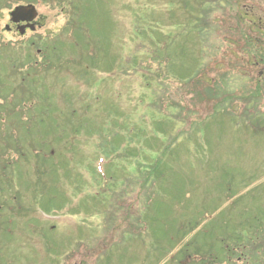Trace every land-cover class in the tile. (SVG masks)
I'll return each mask as SVG.
<instances>
[{
	"label": "rangeland",
	"instance_id": "1",
	"mask_svg": "<svg viewBox=\"0 0 264 264\" xmlns=\"http://www.w3.org/2000/svg\"><path fill=\"white\" fill-rule=\"evenodd\" d=\"M19 1L25 5L32 2L0 0V103L5 105L1 111L14 115L15 109L16 112L21 111V114L24 113L31 118L34 115L36 117L34 122L28 123L23 122L19 117L14 123L11 117L10 122L4 123L5 130L0 128V264H155L156 261L157 264H193L190 259L185 260L184 256L177 257L184 246L185 250L180 254L188 251L208 263L209 256L222 257L226 252V246L239 243L245 238V230L257 232L264 237V183H260L264 182V132H262L264 130L257 131L256 134H254L255 129L251 133H245L250 130L242 127L237 119L232 123L230 119L233 115L226 110L210 114L217 120L210 118L212 124L210 129H208L209 118L202 126L200 123H195L193 127L194 122L191 125L190 121L195 120L196 116L188 115L185 109L190 112L191 108L197 115H202L206 109L197 104L199 101L196 100L198 91L194 92L195 84L191 86V91L188 89L186 96L183 95L185 94L183 88L174 82V85H168L169 91L166 96L169 93V99L175 102L182 99L184 106L182 117L186 114L185 118H188V122L173 121L171 131H174V137L202 133L206 140L205 144L207 137L209 139V148L207 145L200 157V164L194 162L191 165L185 161L183 154L188 143L185 142L184 146L179 143L183 147L180 153L181 161H184L188 170L193 171L191 174L189 170L180 175L178 172L180 167L177 168L176 192L174 195L170 192L160 194L157 205H160L158 209L161 210V214L152 238L147 239V243L143 246L126 244L119 254L121 257L112 248L110 253L105 252L109 254L105 263V260L99 259L98 254L105 246L109 250L112 243L117 242L127 230H123L126 225L121 224L104 234V227L111 228L110 223H104L105 216L110 214L109 209L117 201L111 195H103L100 192L103 182L101 183V177L98 175L100 173L103 177L107 176L106 165L109 161L101 153L100 145H95L97 142L94 134L99 132V125L111 106H113L112 110L117 106L122 114H130L140 100L150 97L151 92L147 88L149 85L139 78L143 75L142 67L139 64L135 66L131 62L132 58L128 57V54L136 55L137 62L140 63L144 62L140 61L145 60L144 55H151V47L144 49L143 41L152 47L154 42L159 43L164 49L166 41L171 40L162 50V59L168 58V71L171 72V74L166 73L165 64L162 62L160 68L163 80L167 78L171 83L176 78L182 82L193 81V74L205 68L197 75L195 81L209 86L211 79L217 80L216 75L219 74L213 71L214 64L218 69L222 64H232L236 58L237 61H242L244 57V53H238L236 50L237 46L242 45L245 52L247 45L245 40H238L234 42L235 45L231 44L232 46L227 43V40L232 38L230 37L232 33L228 32V29L232 32L236 30L232 36L246 39V36H240L239 29L235 28L240 22L241 12L246 17L249 11L253 13L245 19L247 22L251 19L255 22L250 24V30L248 29L250 32L254 33L260 27L259 31L264 33L262 14L264 0H211L210 2L203 0L202 6L197 8V11H201L203 15L210 10L211 15L202 18L196 24H193L196 20L191 16H184V20L179 17L177 21L171 20L166 14L169 12L167 8L176 7L177 2L180 3L182 0H82L83 13L81 12L80 20L82 27L80 26L77 37H79L78 42L82 44L88 38L93 44L97 42L99 50L96 55L99 59L96 65L92 66L98 68L93 70L88 68L94 77L91 78L92 80L89 79L90 83L86 85L77 81L73 73H79L81 67L85 66L83 64L74 69H67L65 61L73 54L61 49L56 57L51 58L53 69L50 72H43L40 78L37 76L33 81L32 99L22 96V93L28 90L27 85L22 86V83L18 93H13L19 79L27 77L24 73L27 68L20 66L19 63L13 64L11 57L19 56L17 50L4 45L14 38L8 37L7 40L1 35V27L6 22L8 10ZM186 2L188 7L190 2L189 0ZM70 5L71 0L34 1L37 13L47 15L49 19L47 35L53 32L59 33L63 29L68 19L65 16L70 15L71 12ZM144 13L146 17L143 16ZM149 13H154V18L159 21L156 25L153 23L155 20L149 17ZM235 18H238V22L234 27ZM173 19L176 18L173 16ZM257 19L262 23L257 22ZM167 33H171L172 38L165 41L164 36ZM70 36L74 39L72 35ZM66 45L68 46L67 41ZM50 51L51 47L48 49V54ZM198 55L201 56L198 59L199 64H196L195 57L197 58ZM32 59H27V62ZM122 64L129 68L125 77L121 78ZM133 67H136V75L131 76ZM224 71L225 68L221 67L220 72ZM257 72L258 70H253L248 73L245 67L242 71L239 68L229 71L232 90L236 91L235 87L250 86ZM151 79L154 81L156 78L151 77ZM12 80L15 81L14 86ZM199 89L198 87L197 90ZM222 89L223 87L219 91ZM159 92L165 96V91L160 87ZM96 93L98 110L89 107L91 109L89 116H78L77 121L82 122L81 130L70 136L71 124L76 120L70 122L67 118L66 121L63 117L65 109L72 108L69 105L77 100L84 102L82 104L76 102L73 107L87 106V100L94 99ZM202 94L208 96L207 92ZM240 95L239 92L233 96ZM21 101L22 105L16 107ZM51 101L54 104L48 107ZM194 103L197 106L193 107ZM228 103H232L231 106L237 109L242 105L239 98L234 101L230 98ZM135 109L141 121L145 109L140 104ZM170 109L159 112L158 115L173 113L174 109ZM128 116L130 121L131 115ZM156 119L163 120L161 117ZM10 125L13 129L16 128L15 131ZM36 125H38L37 129ZM146 125L147 121H144L136 127L135 132L140 136L138 142L142 144L149 136L157 138L155 142L159 141L162 135L151 129L148 132L144 127ZM87 126L94 132L87 134ZM261 126H264V121ZM7 127L11 131L7 130ZM182 138L184 139L180 137L181 140ZM64 139L68 144L67 148ZM106 153L109 156L111 152L106 150ZM118 168L117 172L120 174L126 171L122 165ZM92 172L98 179H92L94 177ZM252 176L254 178H251ZM182 178H185L186 186ZM223 186L231 188L239 195H245L237 202L238 208L231 214L230 223L224 224L222 221L229 217L230 209L227 208L226 202H221L219 199L223 196L221 191ZM119 189L120 187L117 191ZM124 190L126 193L120 195L123 201H118L120 216L126 213L142 214V212L147 213V216L157 214V210L150 209L153 205L151 200L148 209L146 203L150 195L146 192L141 194L138 187L134 191L127 188ZM240 229L241 232L237 233L236 231ZM249 237L250 240H254L253 236L249 235ZM222 238L225 239V244H221ZM180 239L182 240L179 241ZM155 241L160 244L162 251H160L161 247L159 251L154 250ZM78 246L79 251L75 249ZM252 249L258 248L252 245ZM157 252L162 254L158 257ZM260 256L264 258V253ZM171 258H174L172 263ZM217 259H212L210 264Z\"/></svg>",
	"mask_w": 264,
	"mask_h": 264
},
{
	"label": "trees",
	"instance_id": "2",
	"mask_svg": "<svg viewBox=\"0 0 264 264\" xmlns=\"http://www.w3.org/2000/svg\"><path fill=\"white\" fill-rule=\"evenodd\" d=\"M81 1L82 0H71V5H70L71 17L70 15L65 16L68 19L63 29L59 33L57 32L52 33L53 37L51 36V39L49 40L50 43H52L51 46L52 51L50 58H52V56L56 57V55H58L61 49L68 50L74 56L72 55V57L68 58V60L65 61V65L67 69H71V68L74 69V67H79L84 64L85 67L82 66L83 68L81 67L79 73L75 72L73 74H75L77 81H80L86 85L90 83L89 79L94 77L90 73L88 68L90 67L92 70L98 68V66L94 67L92 65H96V63L98 62L99 58L96 55V52H98L99 49H97V42L93 44V41L90 38H88L83 44L78 42L79 37H77V35L78 32L80 31V26H81L80 20L83 13ZM189 2L190 5L187 7L188 3L186 2V0H182L180 3L178 1L177 2L178 5H176V7L171 9L167 8V11L169 12H167L166 14L169 13L170 19L177 21L179 17H182L183 18L182 20H184V16H191L192 19L196 20V22H194L193 24H196L202 18H207L206 13H203L202 15L201 11L199 12L197 11V8L202 6L201 3L203 2V0H189ZM172 6L173 4H171V7ZM175 8H177V10H174ZM175 13L176 15H174ZM153 14L154 13H149L148 15L152 20H155L153 23L154 25H156L159 21H157L154 18ZM143 16L146 17V14L144 13ZM173 16L176 19H173ZM70 35H72L74 39L71 38ZM164 37H165L164 38L165 41L169 40L172 38V34L167 33V35H165ZM80 40H82V38H80ZM66 41L68 43V46L67 45L65 46ZM170 42L171 40L166 41L164 45V49L166 48L167 44ZM153 44L154 45L152 47L150 44L143 41L144 49L151 47L150 50L152 51L151 55H144L145 60H140L144 62H140V63L137 62L138 57L136 55L128 54L129 49L127 52L128 57L132 58L131 62H133L135 66L139 64V66L142 67L143 75H141V77L139 78L145 81L147 85H149V87L147 88H149L151 92L149 95L150 97L146 98L145 100H140L137 103V105L140 104V106H142L145 109L143 119L140 121L138 112L135 109L137 105L134 107L133 112L130 114H125V113L122 114L123 112L119 110L117 106L115 109L112 110L111 107L113 106H111L110 107L111 112L110 109H108V113L105 114L104 118L101 121V124L99 125V129H98L99 132H94L88 129L89 125L86 128L88 129L87 134H91L92 132H94V134L96 135V142H97L95 145L98 144L100 145L101 153L104 154L107 157V160L109 161V163L106 165L107 176L103 177L100 175V173L99 175L97 174L99 177H101L100 178L101 183L103 182V187L100 192L103 195H111L118 202L123 200V198L120 195L126 193V190H124V188L133 189L132 191H134L138 187V189L141 191L140 192L141 194L143 192H146V194L150 195V198L146 203V205L148 204V209H149V201L151 200L153 202V205H151L150 209L151 210L153 209V211L157 210V214L154 213L151 214V216H147V213L145 214L144 212H142V214L126 213L120 216L119 213L120 207L118 205L111 206V208L109 209L110 214H108L106 218L109 221L108 223L112 224V226L111 228H108L106 232L107 233L111 232L114 226H118L121 224L126 225V228L123 230H127L123 232V235L119 238L117 242L112 243V246L109 247L110 248L109 250H106V252L110 253L111 249L114 248V252L117 255H119L122 252L121 249L122 247H126V244L131 243V246H136V247L139 244L140 246L141 245L143 246L145 243H147V239L150 240L152 238L153 232H155L154 231L155 226L158 222V217L161 214L160 213L161 210L158 209L160 205H157L158 204L157 199L161 197L160 194L162 192L165 194L170 192L172 195H174V193L176 192L175 189L177 185L175 182V177L177 176L176 169L180 167V169L178 170L180 175H182L185 172H188L189 170H190V174L192 173L193 170L191 169L188 170V168L185 167L186 164L184 163V161H181L182 158H180V153L182 152L183 147H181L179 143H182L183 146L185 142L188 143L187 149L184 148L183 154L185 156V161L191 165L194 162L200 164L201 163L200 157L203 155V152H205L206 146L208 145L209 148V143H208L209 139L207 137V144H205L206 140L202 136V133L199 135L197 134L198 136L194 134L189 136L180 135L174 137V131H171L173 126V121L182 120L188 122V118H185L186 114L184 117H182V109H184L183 100L180 99L175 102L169 99L168 97L169 93L166 96L167 91H169L168 85L169 84L174 85L175 82L177 85L183 88V91L185 92V94L183 95H186L188 89H190L191 91V86L195 84L194 92L198 91V94H200V95L197 94L196 97V100L199 101L197 104L200 105V107H204L206 110L202 115H197L196 113H194V111L191 108H190L191 113L187 112L188 110L185 109V112L188 115L196 116L195 120L190 121L191 125L194 122L193 127H195V123L196 124L200 123V125L202 126L203 124L207 123V120L209 118L208 129H210V127L212 126V124L210 123V118H214L216 120V118L212 117L210 114L214 112L215 113L222 112L225 110L228 112L231 111V109L229 108L232 105V103L224 102V100L220 99L219 94L217 95L216 98L211 97L213 93L212 89H208V85L206 83L200 84L197 81H195V78L198 77L197 75L200 72H202L205 68L198 70L197 72H195V74H193L194 75L193 81L188 80V82L187 81L182 82L179 79L176 80L177 79L176 78L175 80L172 81L173 83H171L168 82L169 79L167 78L163 80L160 64L164 62L166 67V73L171 74V72L168 71L169 61L168 58H166L165 60L162 59L161 55L163 54L162 50L164 49L160 47V44L159 43L156 44L155 42ZM229 44H233V42ZM246 44L247 45L245 47L244 57L242 58V61H238L240 62V64H236V63L230 64L229 65L230 69L233 71L235 68L243 69V67H245L248 69V73L252 72L253 70H258V72L259 71L262 72L263 76L260 77L257 72L256 75H254V79L251 80L250 82L253 89H250L246 93H242V92L240 93L242 94L239 97H241L242 99L243 115L247 114V111H250V113L253 112L257 114L256 110L261 105L262 102L261 99L264 98V35L260 34L259 32H256L255 36H252L250 34L249 36H246ZM248 49H250V51H248ZM241 54H243V52ZM236 59L234 60L237 61ZM85 63H89V64L85 65ZM32 68L35 70L34 66H32ZM120 68H121L120 77L121 78L125 77L129 67H126V65L122 64ZM135 71H136V67H133V70H131V76L136 75ZM151 77H154L156 79L152 81ZM222 79L227 80L226 74L222 76ZM94 84L95 83H93V85ZM159 87L161 88L162 91H165L166 97L162 94V92H159ZM198 87L200 88L199 90H197ZM27 88L29 87L27 86ZM97 90L98 89H96V91ZM205 92H207L208 94L207 97L204 96V94H202ZM90 100H87V102H89ZM97 100L98 99L96 98L95 102H97ZM77 101L71 102L72 105L69 106L72 108L68 109L67 112L63 115L66 121L67 118L70 122L76 120L75 123L71 124L72 131L70 132L71 134L70 136H73L74 133L81 130L82 122L81 121L78 122L77 120L79 119H77V117L78 116L82 117L84 115L89 116L90 115L89 112L94 106L93 104H87V106L83 108L79 106H74L75 107L74 108L73 104H75ZM82 102H77V103L82 104ZM180 102L183 108L180 107L181 106ZM208 104L210 105L209 111H208ZM195 106L197 105L196 104L193 105V107ZM170 108H173L174 111L176 112L173 111V113L169 115L164 113L158 115L159 112L161 113L162 111L165 110H171ZM94 109L98 110V106L95 105ZM128 115H131L130 121H128L129 119ZM136 117L138 118L135 120ZM156 117H161L163 120H158L156 119ZM144 121H147V125L144 127L148 130V132L151 129L162 135L159 141L157 140V142H155L157 138L153 136H149L148 138L143 140L142 144L138 142L140 136L137 134V132H135V130L138 124H142L144 123ZM230 121L232 123L236 122V120H234L233 118H231ZM258 122L259 119H257L256 121H252V120L248 121L245 118L239 120L240 125L244 128H253L254 125L255 127H257ZM35 128L37 129L38 125H36ZM197 133H199V130ZM64 137L66 139V136ZM180 137H184V139L182 138L181 140ZM65 139H64V143H65V147L67 148L68 144L67 142H65ZM149 140L150 143H148ZM106 150L111 152L109 156H107ZM119 164L122 165L124 169H126V171H124L121 174L117 172L119 170L118 168L120 166ZM92 179L96 180L98 179V177L96 178L94 174V177H92ZM182 179H184V186H186L185 178ZM118 187H120V189L117 191ZM160 247H161L160 244L157 241H155L153 244L154 250L159 251ZM160 251H162V247ZM157 254L159 257L162 254V252H157ZM108 255L109 254L105 253L104 250L103 252H101V255H99L100 257L99 259H103L105 260V263H107L106 260L108 258ZM119 257L121 256L119 255ZM121 261L124 260L121 259Z\"/></svg>",
	"mask_w": 264,
	"mask_h": 264
},
{
	"label": "flooded vegetation",
	"instance_id": "3",
	"mask_svg": "<svg viewBox=\"0 0 264 264\" xmlns=\"http://www.w3.org/2000/svg\"><path fill=\"white\" fill-rule=\"evenodd\" d=\"M30 5L31 4H19L14 6L7 12L6 22H4L1 27V35L6 39L8 37L14 38L7 40L11 42L10 44L14 46V48L20 46L24 48L25 51H27L28 45L31 44L30 41L32 38L39 37L40 39H46L47 23L49 20L47 15L38 13L35 15L34 10L31 8L20 9L15 12L17 7H26ZM37 56L41 57V51H37Z\"/></svg>",
	"mask_w": 264,
	"mask_h": 264
},
{
	"label": "bare ground",
	"instance_id": "4",
	"mask_svg": "<svg viewBox=\"0 0 264 264\" xmlns=\"http://www.w3.org/2000/svg\"><path fill=\"white\" fill-rule=\"evenodd\" d=\"M34 16H35V15H34ZM34 16H33V17H34Z\"/></svg>",
	"mask_w": 264,
	"mask_h": 264
}]
</instances>
